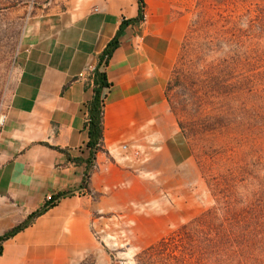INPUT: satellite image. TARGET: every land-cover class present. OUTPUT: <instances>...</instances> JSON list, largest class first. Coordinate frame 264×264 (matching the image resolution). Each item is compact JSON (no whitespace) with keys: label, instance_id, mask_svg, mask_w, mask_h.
Returning <instances> with one entry per match:
<instances>
[{"label":"crops","instance_id":"obj_1","mask_svg":"<svg viewBox=\"0 0 264 264\" xmlns=\"http://www.w3.org/2000/svg\"><path fill=\"white\" fill-rule=\"evenodd\" d=\"M144 2L145 19L131 24L137 0H58L32 19L0 128V237L42 210L49 195H71L7 240L0 264H113L135 253L113 251L120 230L143 251L182 223V203L159 204V195L181 200L188 190L181 169L193 167L167 91L191 18L175 0ZM120 31L119 49L101 68L112 84L104 149L84 187L86 165L68 155L89 156L80 154L94 97L89 67ZM150 204L152 211H140Z\"/></svg>","mask_w":264,"mask_h":264},{"label":"rangeland","instance_id":"obj_2","mask_svg":"<svg viewBox=\"0 0 264 264\" xmlns=\"http://www.w3.org/2000/svg\"><path fill=\"white\" fill-rule=\"evenodd\" d=\"M57 1L0 0V123L15 87L27 29L38 12L57 5ZM175 8L177 12L187 13L193 24L185 58L178 65L171 92L177 118L184 122L191 136L186 138L181 130L190 148L193 167L184 165L181 169L183 184L188 188L182 199L176 200L160 192L159 204L181 202L184 218L162 240L172 238L169 251L164 252L145 253L162 241L138 251L132 248L133 237L120 230L113 251L134 250L135 253L133 258L118 257L113 264H223L224 258L210 259V224L227 221L224 212L229 204L239 211L260 208L257 262L264 264V187L257 180L264 179V0H175ZM213 16L219 20L220 30H226L228 21L237 18L239 29L245 34L241 50L236 46L231 49L245 54L244 60L229 71L232 70V82L248 80L255 84L251 85L252 91L236 98L210 96V73L220 74L228 71L229 66L222 64L229 53L225 45L221 50L225 55L221 51H210ZM251 26H256L255 31ZM216 119L218 122L214 125ZM212 129L215 131H210ZM154 207L150 204L139 209L152 211ZM210 210H214V214L210 215ZM202 217L203 225H193L186 236L179 234L183 226ZM198 232L206 233L207 237L201 235L199 241L192 243L197 240L192 234ZM205 240L209 241L207 246L198 244Z\"/></svg>","mask_w":264,"mask_h":264},{"label":"trees","instance_id":"obj_3","mask_svg":"<svg viewBox=\"0 0 264 264\" xmlns=\"http://www.w3.org/2000/svg\"><path fill=\"white\" fill-rule=\"evenodd\" d=\"M140 4V14L139 17L135 20H131L126 24L136 23L143 21L145 19V2L144 0H137ZM219 20L213 16L210 20V51L219 52L222 50L223 45L229 49V53L226 54L225 59L223 60V65H229L228 71H222L220 74H216L215 72L210 73V96L215 97H222V98H236L241 96L248 90H251V85L255 84L254 82H250L248 80H238L236 82H232V70L229 71L230 68H233L235 65H241L242 61L244 60L245 54L241 55L239 53H235V51L231 50L234 46L238 47L239 51L241 50V44H244L245 34L244 32L239 29V22L236 19H231L228 21V25L226 30L219 29ZM256 26H251L250 29L255 31ZM193 24L191 23L189 33L187 35L186 41L184 43L183 51L178 61V65L181 64L183 59L185 58V47L186 42L188 40L189 34L192 33ZM122 31V30H121ZM119 32L117 37L110 42L102 56L100 57L99 65L97 66L94 74H93V81H94V97L89 105V124L87 126L88 133H89V141L85 148L80 150V154H84L85 150L89 151L88 158H83V156L78 158H72L68 155V160L72 163L77 165H86V172H85V182L84 187L88 186L90 178L96 168V157L98 153L102 152L104 149V109L105 105L103 102V94L105 90L110 89L112 84L109 82L108 76L106 71H101V67L103 64L107 67L113 58L115 52L119 49L121 45V34ZM228 35L231 37L229 38ZM220 40V41H217ZM238 42V43H237ZM222 55H225L224 50L221 51ZM178 65L176 66L172 80L168 87V97L170 101V105L174 114L177 117V110L174 107V103L172 102L171 92L173 91V81L174 75L177 74ZM236 66V67H237ZM90 87V84L88 85ZM178 124L180 129L183 131L186 138H190L191 136L187 134L188 130L179 118ZM217 119L214 122L217 123ZM225 129V128H223ZM210 131H215L214 129ZM192 136H197L192 135ZM64 153H66L64 151ZM260 181V186L264 187V179ZM237 187V186H236ZM236 187L234 190H236ZM229 192V188L227 192ZM71 195L70 193H63L58 195L55 198V201L52 204H46V206L30 215L28 219L21 224L20 226L10 230L4 236L0 237V257L3 255L4 252V243L18 235L20 232L27 229L38 217L46 213L49 209L57 205L58 201L62 198ZM217 211V209H216ZM222 213L224 209L220 210ZM225 215L227 221L221 222L219 225L210 224V259H218L224 258L223 264H258L257 262V248L258 244L260 243L258 240L259 235V228H260V208L253 210L252 208L246 210H238V207L234 206L233 204H229L225 208ZM214 214V210H210V215ZM203 225V217L189 223L188 225L183 226L179 234L182 233L186 236V232L190 230L193 225ZM204 236L207 237V234L204 232H198L197 234H192V238L197 236V240L192 242L195 243L199 241V238ZM183 236V237H184ZM212 237H214L212 239ZM196 238V237H195ZM170 239L164 240L159 244L155 245L154 247L145 251L146 254H153L156 252H164L169 251V243ZM183 239V238H182ZM198 244L201 246H207L209 241H200Z\"/></svg>","mask_w":264,"mask_h":264},{"label":"built area","instance_id":"obj_4","mask_svg":"<svg viewBox=\"0 0 264 264\" xmlns=\"http://www.w3.org/2000/svg\"><path fill=\"white\" fill-rule=\"evenodd\" d=\"M105 67H106L105 64H103V66H102L101 68L104 69ZM96 68H97V67H94V66H90V67H89V72H90V74H91V78H93V74H94ZM108 91H109V89L105 90V92H104V94H103V97H102L103 102H104V105H105V100H106V96H107ZM5 119H6V117H5V115H4V116H3V119H2V121H1V123H0V128H1L2 125L4 124ZM124 149L127 150L128 148H127V147H124ZM46 201H47V204H52V203L55 201V196H53V195H49V196L47 197Z\"/></svg>","mask_w":264,"mask_h":264}]
</instances>
